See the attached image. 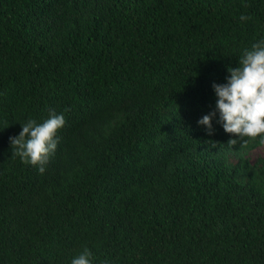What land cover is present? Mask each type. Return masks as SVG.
I'll return each mask as SVG.
<instances>
[{
    "label": "trees",
    "instance_id": "trees-1",
    "mask_svg": "<svg viewBox=\"0 0 264 264\" xmlns=\"http://www.w3.org/2000/svg\"><path fill=\"white\" fill-rule=\"evenodd\" d=\"M261 39L264 0H0V264H264L261 137L197 124ZM50 113L41 174L9 137Z\"/></svg>",
    "mask_w": 264,
    "mask_h": 264
},
{
    "label": "clouds",
    "instance_id": "clouds-1",
    "mask_svg": "<svg viewBox=\"0 0 264 264\" xmlns=\"http://www.w3.org/2000/svg\"><path fill=\"white\" fill-rule=\"evenodd\" d=\"M246 19L249 17L241 15V21ZM227 71L226 83L212 85L217 97L215 110L200 118L197 124L211 136L214 132L212 120L218 113L217 123L222 125L225 133L235 137L230 138L228 144L247 145L257 137L264 138V39L253 43L251 49H245L239 66ZM65 123L63 114L54 113L42 123L27 120L21 124L22 130L17 136L9 137L13 153L22 163L37 167L43 174L59 143L57 130ZM91 257L92 253L85 248L71 264H91ZM104 264L109 262L105 260Z\"/></svg>",
    "mask_w": 264,
    "mask_h": 264
},
{
    "label": "rangeland",
    "instance_id": "rangeland-1",
    "mask_svg": "<svg viewBox=\"0 0 264 264\" xmlns=\"http://www.w3.org/2000/svg\"><path fill=\"white\" fill-rule=\"evenodd\" d=\"M264 151V138H261L258 142H256L251 147H248L243 150L244 154L249 158L252 159L254 156L262 153Z\"/></svg>",
    "mask_w": 264,
    "mask_h": 264
}]
</instances>
